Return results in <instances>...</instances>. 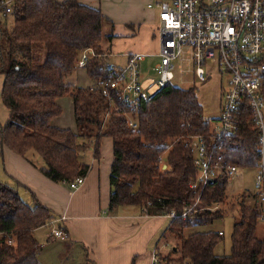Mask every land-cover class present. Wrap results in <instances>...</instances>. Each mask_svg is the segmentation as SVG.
Returning <instances> with one entry per match:
<instances>
[{
	"label": "trees",
	"instance_id": "trees-1",
	"mask_svg": "<svg viewBox=\"0 0 264 264\" xmlns=\"http://www.w3.org/2000/svg\"><path fill=\"white\" fill-rule=\"evenodd\" d=\"M105 25L112 23L100 9L78 0H14L8 13L0 5L1 101L9 111L0 126L1 145L26 157L50 180L65 182L84 177L90 165L83 153L92 143L93 157L99 158L102 137H110L108 209L136 205L150 216L176 213L155 247L157 263L172 262L161 246L174 239L178 264H264V206L257 204L256 194L253 205L240 199L229 254L214 253L221 240L218 231L185 233L223 215V209L212 206L225 203L229 176L222 172L204 186L190 187L197 175L190 138L201 136L212 146L216 117H204L194 86L173 82L135 111L118 101L111 107L101 88L108 71L104 54L110 53V46L102 47ZM90 47L96 55L84 69L93 84H65L64 78L77 69L80 52ZM262 86L264 93V75ZM64 96L72 99L75 130L51 124L62 113L58 100ZM239 117L238 130L215 152L225 164L253 167L258 130L246 106ZM128 118L136 127L129 125ZM34 156L40 157L41 165ZM161 161L169 169L160 171ZM32 197L33 204L26 202L17 186L0 181V264H41L34 230L46 225L51 231L55 216ZM259 221L261 238L257 236Z\"/></svg>",
	"mask_w": 264,
	"mask_h": 264
},
{
	"label": "built area",
	"instance_id": "built-area-1",
	"mask_svg": "<svg viewBox=\"0 0 264 264\" xmlns=\"http://www.w3.org/2000/svg\"><path fill=\"white\" fill-rule=\"evenodd\" d=\"M10 7L5 6V12L8 13ZM147 7L157 11V53L132 52L127 55L124 67L107 64V77L101 84L102 94L111 107L118 101L135 111L174 80L173 61L177 58L190 62L191 73L198 81L207 79L208 71L204 69L207 64L216 67L228 79L226 87H221L212 146L201 136L190 138L193 166L197 169L190 187L204 186L222 172L231 177L237 171V166L225 164L222 155H216L215 151L238 130L239 116L246 106L258 130L253 164L256 169L254 188L256 202L264 206V0H150ZM95 55L91 47L82 50L76 66L84 67ZM148 57H158L159 60L150 69V75L144 77L141 64ZM128 120L132 128L136 127L132 118ZM83 182L84 177L78 176L63 183L74 190ZM166 216L175 218L176 213L171 211ZM50 234L66 238L58 227L52 228ZM153 262L157 263L155 254Z\"/></svg>",
	"mask_w": 264,
	"mask_h": 264
},
{
	"label": "crops",
	"instance_id": "crops-1",
	"mask_svg": "<svg viewBox=\"0 0 264 264\" xmlns=\"http://www.w3.org/2000/svg\"><path fill=\"white\" fill-rule=\"evenodd\" d=\"M13 1L0 0V5L5 8V6H11ZM78 2L96 7V0H78ZM128 9L130 11L134 10L132 8ZM100 10L105 15L103 5ZM152 11L157 20V11L155 9H152ZM134 18H137L136 15ZM138 52L156 54V52L148 50ZM127 55H125L126 58ZM79 69L81 68H77L76 71ZM75 77L77 82H80L79 78L84 76L77 73ZM3 79V76L0 75V97ZM60 99L62 98H59V104ZM69 100L72 102L70 97ZM70 104V102L67 103L69 112L64 119V122L67 121V123H61V118H59L61 114L51 120L52 125L59 128L76 129L73 106H70ZM6 110L7 121L9 111L7 108ZM71 121H73L72 124ZM5 122L0 123V126L4 125ZM99 152L100 157L94 158L92 143L85 150L82 158L89 163V170L84 176L83 184L71 190L63 182L50 180L39 170L38 166H34L26 157L15 153L0 143V160L3 173L0 179L4 180V183L17 186V189H20L19 194H26L27 191L24 189L29 190L37 201L48 207L54 214L55 217L51 221L53 222L51 225L54 228L59 225L60 229L66 234L65 239L59 237L49 238L50 230L46 229L49 227L46 225L38 227L34 230V236L41 246L40 250L45 247V244L59 239L63 244L59 252L60 259L66 260L71 255V250L79 248L77 252L80 258L79 264H155L153 254L156 252L157 240L167 227L170 217L166 215H147L142 207L136 205L120 206L110 211L108 209L109 175L113 159L110 137H102ZM34 157L36 164L41 165L42 160L40 157H38L40 162L36 160V156ZM26 198L29 203H34L32 195L30 198ZM43 228L46 229L45 244L36 235V232ZM67 245L68 247H66Z\"/></svg>",
	"mask_w": 264,
	"mask_h": 264
},
{
	"label": "rangeland",
	"instance_id": "rangeland-1",
	"mask_svg": "<svg viewBox=\"0 0 264 264\" xmlns=\"http://www.w3.org/2000/svg\"><path fill=\"white\" fill-rule=\"evenodd\" d=\"M149 1L150 0H96L95 8L101 9V6L103 5L105 16H107L112 23V26L105 25L103 27L104 42H102V47L105 49L107 46H110L109 55L104 54V58H107L108 65L114 64L117 67H124L127 59L125 55L132 52H138L140 50H148L150 52L157 53L159 49V37L157 29L158 21L156 20L155 14L152 9L147 7V3ZM103 2L106 3L103 4ZM128 8H132L134 10L130 11ZM135 15L137 18H134ZM7 19L8 22L12 21V17L9 14L7 15ZM10 24L11 23H9V25ZM109 34L114 35L111 41L107 39V35ZM105 52H107V50H105ZM185 56L188 57L189 54L186 53ZM158 60V57H148L144 62H142V76L145 77L150 75V69L154 64L157 63ZM173 63L175 64V69L173 70L175 77L172 82L182 87L194 86L197 99L203 107L204 117L206 119H213L217 117L219 114V104L221 100V87H226V81L228 79L227 75H225L224 73L223 75L220 74L216 67L211 64H207L204 68L205 71H208L207 79L205 81H198L193 77L191 73V65L188 60L177 58L173 61ZM77 68L81 69L66 76L64 78V83L75 86H88L93 84L92 80H90L86 75L84 67ZM77 73H81L84 76L83 78H79L80 82H77V78L75 77V74ZM68 102H70V106H72V102L69 100L68 96H64L62 97V99H60V105L63 109L61 113L62 117H59L61 118V123H67V121L64 122V119L69 112V108L67 106ZM6 117L7 110L0 97L1 124L6 121ZM72 123L73 121H71V124ZM36 160L40 162V159H38L37 156ZM164 164H166V167L163 166ZM159 169L160 171H164L169 169V166L165 161H161ZM2 174V162L0 160V178ZM255 174L256 169L254 167L238 168L228 181L225 192V203L212 206L213 210L215 208L223 209L222 217L218 218L210 225L192 226L188 228V230H185V233L208 230H214L218 232L221 231V240L215 247L214 253L216 255L229 254L231 246L230 239L232 226L239 213L240 199H244V203L246 205H253L255 203ZM0 181L5 182L1 179ZM24 190L27 191V193H23L20 195L24 201H27L26 197L30 198L32 194L29 190ZM18 191L20 192V189H18ZM257 204L259 205L258 202ZM52 228H54V226H52ZM46 229L50 230V228ZM46 229L43 228L36 232L38 239L40 241H43L44 244L46 243L44 241ZM262 232L263 224L261 221H259L257 224V236L259 238L263 236ZM62 246V241L59 239L45 244V247H43L38 253L39 262L41 264H79L80 258L77 255L79 248H76L75 250L70 249L71 255L68 254L70 256L66 260H64L60 259L59 256V252ZM66 247H68V245ZM174 247V239L168 240L167 243L161 246L162 254L167 255L168 259H172V262L170 264H178L176 258L179 257V254L173 252V250H176V247L175 249H173Z\"/></svg>",
	"mask_w": 264,
	"mask_h": 264
}]
</instances>
